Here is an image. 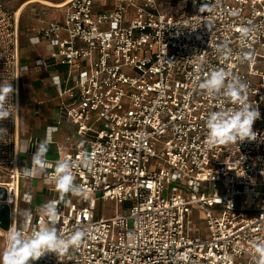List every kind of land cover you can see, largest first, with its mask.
<instances>
[{
	"label": "built area",
	"instance_id": "1",
	"mask_svg": "<svg viewBox=\"0 0 264 264\" xmlns=\"http://www.w3.org/2000/svg\"><path fill=\"white\" fill-rule=\"evenodd\" d=\"M100 1L69 0L63 22L31 38L48 42L51 59L68 68L55 83L68 96L61 110L75 144L60 159L74 161L75 183L86 191V198L68 194L60 202L54 227L64 238L78 230L86 236L66 254L45 253L30 264H255L254 246L264 243V0H176L165 7L160 0H116L113 11L97 13ZM17 25L0 1V84L15 90L6 103L11 117L0 121V188L7 192L0 204L10 207L11 227L31 235L48 222L34 196L21 194L22 181L36 179L22 170L37 148L30 165L19 159ZM243 27L252 31L242 39ZM225 42L228 59L215 51ZM246 52L251 59L241 62ZM214 68L248 85V102L261 114L256 140L207 147L205 118L220 100L198 84ZM58 131L49 128L52 142ZM85 155L91 168L81 164ZM107 202L115 203L109 218L100 211ZM21 203L31 206L24 220ZM6 236L0 229L7 246Z\"/></svg>",
	"mask_w": 264,
	"mask_h": 264
},
{
	"label": "clouds",
	"instance_id": "2",
	"mask_svg": "<svg viewBox=\"0 0 264 264\" xmlns=\"http://www.w3.org/2000/svg\"><path fill=\"white\" fill-rule=\"evenodd\" d=\"M207 7L204 4L199 10L203 11ZM251 31L250 27H243L241 38H247ZM215 51L223 59H228L232 55V50L226 42L218 44ZM240 59L241 62L250 61L251 53H243ZM53 79L57 84L59 83L58 77H53ZM198 89L207 97L220 100L219 110L210 112L205 118L207 130L205 143L209 149L257 139L253 124L261 114L257 106L248 102V85L239 76L224 68H214L199 82ZM14 92L12 84H0V121L11 117L6 103L9 95L13 96ZM229 104L235 107H225ZM0 131H6V129H0ZM51 145V137L46 136L37 144V149L32 156L31 167H25L22 170L26 177L44 175L45 182L53 185L54 190L59 194L58 199L47 201L39 209L40 214L47 219L48 225L38 228L31 235H25L23 231L11 227L7 231V246L0 253V264H30V261L39 260L45 253H55L57 256L66 254L69 248L78 247L86 236L83 230H78L64 238L54 227L59 218L60 202L64 201L68 194L86 198V191L75 183L74 161L62 158L53 165L47 160ZM92 163L87 155L81 160L84 167L91 168ZM48 169H54V171L48 173ZM30 216L29 210L26 212V218ZM254 247L257 254L255 264H264V243H257Z\"/></svg>",
	"mask_w": 264,
	"mask_h": 264
},
{
	"label": "crops",
	"instance_id": "3",
	"mask_svg": "<svg viewBox=\"0 0 264 264\" xmlns=\"http://www.w3.org/2000/svg\"><path fill=\"white\" fill-rule=\"evenodd\" d=\"M14 14H16L19 52H20V116L17 130L18 154L20 160L31 164L30 152L37 148L46 136L49 128H58L54 134L52 145L47 154V160L55 162L64 153L74 148L75 141H68L73 134V127L63 117L62 107L69 102L68 96H61L53 77H67L68 68L56 64L51 59L53 47L48 42L40 45L31 43V38L52 23H61L64 20V9L57 7L69 0L56 3L52 0H0ZM116 0H101L96 4L97 13H108L114 10ZM18 6V7H17ZM17 9L14 11L13 9ZM43 60L45 66H38ZM25 149H27L25 151ZM44 175L36 176L35 180H23L21 194L28 193L34 196V204L43 206L47 201L55 199V195L47 191ZM21 207H25L23 217ZM31 206L25 203L20 205V217H26Z\"/></svg>",
	"mask_w": 264,
	"mask_h": 264
},
{
	"label": "rangeland",
	"instance_id": "4",
	"mask_svg": "<svg viewBox=\"0 0 264 264\" xmlns=\"http://www.w3.org/2000/svg\"><path fill=\"white\" fill-rule=\"evenodd\" d=\"M52 1H54L56 3H59V2H61L63 0H52ZM169 1L172 2V5L173 6H175L174 3L176 2V0H160V3L162 4V6L165 7L166 3L169 2ZM17 7L14 8L13 10L15 11L17 9ZM25 210H26L25 207H21V216L22 217L24 215ZM100 211L103 212V214L105 215L106 218L112 217L114 215V212H115V203H113V202H107V203H105L104 204V207H101V210ZM5 248H6L5 240L0 237V253H2Z\"/></svg>",
	"mask_w": 264,
	"mask_h": 264
},
{
	"label": "water",
	"instance_id": "5",
	"mask_svg": "<svg viewBox=\"0 0 264 264\" xmlns=\"http://www.w3.org/2000/svg\"><path fill=\"white\" fill-rule=\"evenodd\" d=\"M7 200V192L4 188H0V202ZM11 212L10 207L7 204H0V229L8 231L11 227L10 220Z\"/></svg>",
	"mask_w": 264,
	"mask_h": 264
},
{
	"label": "bare ground",
	"instance_id": "6",
	"mask_svg": "<svg viewBox=\"0 0 264 264\" xmlns=\"http://www.w3.org/2000/svg\"><path fill=\"white\" fill-rule=\"evenodd\" d=\"M57 7H60L61 8V7H63V5H58Z\"/></svg>",
	"mask_w": 264,
	"mask_h": 264
}]
</instances>
